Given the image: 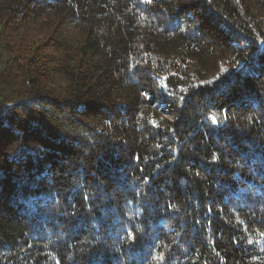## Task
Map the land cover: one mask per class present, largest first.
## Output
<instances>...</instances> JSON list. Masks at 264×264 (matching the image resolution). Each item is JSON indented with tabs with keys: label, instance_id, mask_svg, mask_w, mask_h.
<instances>
[{
	"label": "trees",
	"instance_id": "obj_1",
	"mask_svg": "<svg viewBox=\"0 0 264 264\" xmlns=\"http://www.w3.org/2000/svg\"><path fill=\"white\" fill-rule=\"evenodd\" d=\"M0 264H264V0H0Z\"/></svg>",
	"mask_w": 264,
	"mask_h": 264
},
{
	"label": "rangeland",
	"instance_id": "obj_2",
	"mask_svg": "<svg viewBox=\"0 0 264 264\" xmlns=\"http://www.w3.org/2000/svg\"><path fill=\"white\" fill-rule=\"evenodd\" d=\"M162 110H163V112L168 116V117H170V109L169 108H167V107H163L162 108Z\"/></svg>",
	"mask_w": 264,
	"mask_h": 264
}]
</instances>
